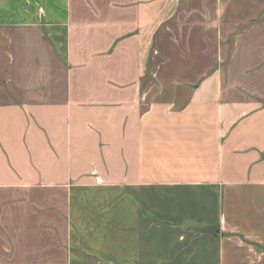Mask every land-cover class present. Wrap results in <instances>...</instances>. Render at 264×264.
Wrapping results in <instances>:
<instances>
[{
  "label": "crops",
  "instance_id": "1",
  "mask_svg": "<svg viewBox=\"0 0 264 264\" xmlns=\"http://www.w3.org/2000/svg\"><path fill=\"white\" fill-rule=\"evenodd\" d=\"M0 264H264V0H0Z\"/></svg>",
  "mask_w": 264,
  "mask_h": 264
}]
</instances>
